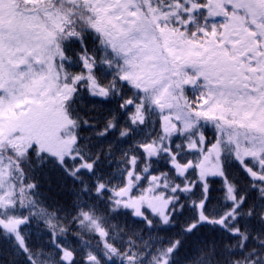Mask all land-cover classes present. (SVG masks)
I'll return each instance as SVG.
<instances>
[{
	"label": "snow or ice",
	"instance_id": "obj_1",
	"mask_svg": "<svg viewBox=\"0 0 264 264\" xmlns=\"http://www.w3.org/2000/svg\"><path fill=\"white\" fill-rule=\"evenodd\" d=\"M0 264H264V0H0Z\"/></svg>",
	"mask_w": 264,
	"mask_h": 264
}]
</instances>
